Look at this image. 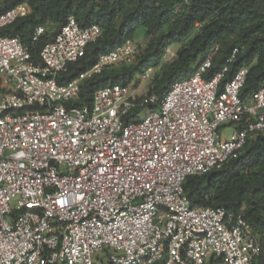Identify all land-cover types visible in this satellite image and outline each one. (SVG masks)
I'll return each instance as SVG.
<instances>
[{"label":"built area","instance_id":"obj_1","mask_svg":"<svg viewBox=\"0 0 264 264\" xmlns=\"http://www.w3.org/2000/svg\"><path fill=\"white\" fill-rule=\"evenodd\" d=\"M29 12L21 4L1 14L0 30ZM44 33L36 26L31 42ZM100 35L69 17L37 61L0 37V264H252L260 247L249 224L222 207H191L183 184L264 136V83L242 98L248 70L222 83L225 65L206 80L207 59L161 99L136 100L114 84L76 106L86 80L141 51L128 41L60 83ZM175 58L167 48L165 62Z\"/></svg>","mask_w":264,"mask_h":264},{"label":"trees","instance_id":"obj_2","mask_svg":"<svg viewBox=\"0 0 264 264\" xmlns=\"http://www.w3.org/2000/svg\"><path fill=\"white\" fill-rule=\"evenodd\" d=\"M21 4L28 6L29 14L1 29L0 37L17 38L35 61L69 17L75 18L80 28L97 25L101 30L99 39L86 47L85 55L70 66L60 83L73 80L100 54L133 41L141 31L139 55L131 63L106 68L86 80L76 106H89L98 89L129 86L137 73L149 69L157 71L148 93L161 99L174 83L192 76L207 59L211 66L206 80L225 65L228 72L222 83L238 70H248L242 98L264 83V0H0V15ZM36 26L44 27L45 33L32 43ZM174 47L176 58L165 62L167 48ZM234 49L237 53L227 64ZM0 93L5 94V89L0 87ZM147 108L154 110L157 105ZM142 111L133 109L128 119L135 122ZM183 189L191 207H222L228 214L240 215L260 247L252 264H264V136L248 139L241 155L220 169L186 178Z\"/></svg>","mask_w":264,"mask_h":264},{"label":"rangeland","instance_id":"obj_3","mask_svg":"<svg viewBox=\"0 0 264 264\" xmlns=\"http://www.w3.org/2000/svg\"><path fill=\"white\" fill-rule=\"evenodd\" d=\"M142 36L141 31L137 33V35L134 37L133 42L137 45H139L142 49L143 43H142ZM175 50V47L172 48ZM156 69H151L150 71V77L148 79L142 78V73H137L134 77L133 81L130 83L129 88L130 92L133 95V97H142L148 94V85L154 78V74L156 73ZM4 93H0V99L3 96ZM143 116V115H142ZM232 126H224L222 128V134L226 138H228L231 135Z\"/></svg>","mask_w":264,"mask_h":264}]
</instances>
